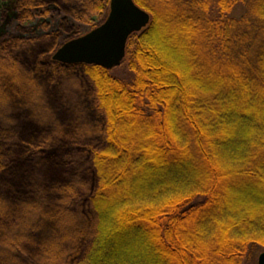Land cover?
<instances>
[{
	"label": "trees",
	"instance_id": "obj_1",
	"mask_svg": "<svg viewBox=\"0 0 264 264\" xmlns=\"http://www.w3.org/2000/svg\"><path fill=\"white\" fill-rule=\"evenodd\" d=\"M134 2L150 22L127 38L124 81L42 59L109 0H16L0 35V264H242L264 247V0Z\"/></svg>",
	"mask_w": 264,
	"mask_h": 264
},
{
	"label": "water",
	"instance_id": "obj_2",
	"mask_svg": "<svg viewBox=\"0 0 264 264\" xmlns=\"http://www.w3.org/2000/svg\"><path fill=\"white\" fill-rule=\"evenodd\" d=\"M150 14L134 0H109L104 21L90 31L69 39L51 55L62 63L96 64L111 69L125 56L126 41L130 34L147 26ZM258 264H264V252Z\"/></svg>",
	"mask_w": 264,
	"mask_h": 264
},
{
	"label": "rangeland",
	"instance_id": "obj_3",
	"mask_svg": "<svg viewBox=\"0 0 264 264\" xmlns=\"http://www.w3.org/2000/svg\"><path fill=\"white\" fill-rule=\"evenodd\" d=\"M15 2L16 0H0V35L5 31L6 25L10 23L11 21H14V19L16 18L17 13L15 10ZM243 11H244V7L243 5H240V7L238 6L231 13H229L228 16L238 17L240 16V12H243ZM40 24H41V21H33V22L26 21V22H23L22 26L24 28L28 27V31L31 32V31L38 30ZM52 53L53 51L50 53H45L42 59L45 60V59L51 58ZM110 73L113 76L121 80H124V81H130L133 77V73L127 68L126 62H123V60L121 61L119 65L111 68ZM101 112L104 114V115H101V118L103 119L104 118L106 119L107 117L110 118V119H106V122H107L106 124L110 127L111 123H109V121L114 119V115L113 114L111 115V113L108 110V107L103 108ZM58 113L59 114L56 115V118H57V121L61 123L63 112H58ZM106 132H108V128H106ZM128 238L130 237H126L124 241L126 240V242L130 243V240H127ZM262 252H264V247L262 246H259V245L249 246L248 253L243 259L242 264H258V258Z\"/></svg>",
	"mask_w": 264,
	"mask_h": 264
}]
</instances>
